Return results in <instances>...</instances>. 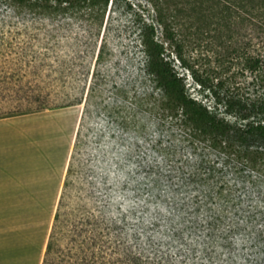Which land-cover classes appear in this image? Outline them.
<instances>
[{
    "label": "trees",
    "instance_id": "trees-1",
    "mask_svg": "<svg viewBox=\"0 0 264 264\" xmlns=\"http://www.w3.org/2000/svg\"><path fill=\"white\" fill-rule=\"evenodd\" d=\"M123 1L0 0V114L82 103L57 98L26 72L14 78L20 68L8 74L23 58L18 54L15 61L8 50L20 33L52 38L63 23L102 25L110 2ZM147 1L154 13L138 25L145 52L139 111L174 124H113L124 138L125 186L131 185L127 191L137 204L121 211L105 234L98 218L89 222L91 228L77 230L65 250L58 230L85 132L79 125L41 264H264V0ZM12 28L15 34L6 35ZM159 32L173 51L167 52ZM32 37L23 38L22 47L34 44ZM202 46L220 48L216 65L205 58L195 67L187 60V51ZM104 51L100 47L93 77ZM171 52L191 71L196 94ZM95 90L91 85L85 113ZM117 103L106 105L112 117Z\"/></svg>",
    "mask_w": 264,
    "mask_h": 264
},
{
    "label": "rangeland",
    "instance_id": "rangeland-1",
    "mask_svg": "<svg viewBox=\"0 0 264 264\" xmlns=\"http://www.w3.org/2000/svg\"><path fill=\"white\" fill-rule=\"evenodd\" d=\"M152 13L153 7L147 0H125L117 5L110 2L103 24L92 29L79 22L63 23L50 39L46 32L31 31L30 34H18L12 41L8 51H13L11 55L15 61L18 54L23 58L20 67H9L8 74L20 68V73H16L14 78L26 72L32 84L52 90L58 94L57 98L70 96L82 103L31 111L40 114L41 122L32 124V135L26 139V149L33 156L39 155L42 163L46 160L49 176H45L38 191L25 195L30 197L26 199L30 200L28 202L13 201L7 192L0 193V264H41L80 124L85 125V132L63 200L62 226L58 230L60 247L67 250L77 230L91 228L89 222L96 218L100 232L105 234L107 225L121 211L137 204L127 191L131 185L125 186L128 166L124 138L119 131L114 132L113 124L129 121L130 124H174L165 117L144 116L145 112L139 111V98L136 96V91L142 87L140 68L145 56L138 38V25ZM12 32L15 34L14 28L6 29V35L13 36ZM27 36H33L34 44L24 48L21 40ZM158 37L164 42L167 52L174 50L161 32ZM102 46L105 47L104 58L99 64V74L93 77ZM219 50L216 46H202L185 54L192 65L196 64L195 67L205 62V58L216 65L215 57ZM171 57L175 60L176 69L185 75L190 91L196 94L191 71L182 66L176 53L171 52ZM93 84H97L98 91L95 90L92 96L90 112L85 113V102ZM113 86H121L123 91H114ZM116 99L117 110L112 111V117L108 114L111 106L106 108V105ZM67 156L64 177L55 199L61 167ZM41 174H44V169ZM51 174H54V179H51ZM238 188L237 193L242 187ZM150 213L146 214L145 222L150 220ZM130 226L126 229L128 236L131 234ZM121 237L124 238L125 233ZM101 238L104 240L105 235Z\"/></svg>",
    "mask_w": 264,
    "mask_h": 264
},
{
    "label": "crops",
    "instance_id": "crops-1",
    "mask_svg": "<svg viewBox=\"0 0 264 264\" xmlns=\"http://www.w3.org/2000/svg\"><path fill=\"white\" fill-rule=\"evenodd\" d=\"M40 122V114H34L31 111L0 114V187H3L0 188V193L7 192L10 194L8 198L13 201H30L26 200L30 197L25 195L38 191V187L45 181V176H49L46 173L48 168L45 164L46 160L42 163L39 155L33 156L26 149V139L31 138L32 135V124H40ZM67 160L68 156L61 167L55 199L58 197ZM42 169H44L43 175L41 174ZM51 176V179L55 178L54 174ZM53 188L52 190L55 191ZM20 207H25V205Z\"/></svg>",
    "mask_w": 264,
    "mask_h": 264
}]
</instances>
